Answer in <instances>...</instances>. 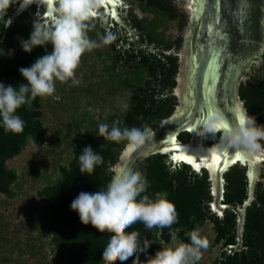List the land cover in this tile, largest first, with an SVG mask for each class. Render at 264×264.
I'll return each mask as SVG.
<instances>
[{"label": "trees", "instance_id": "obj_1", "mask_svg": "<svg viewBox=\"0 0 264 264\" xmlns=\"http://www.w3.org/2000/svg\"><path fill=\"white\" fill-rule=\"evenodd\" d=\"M18 3L8 8L4 20L0 18V83L17 88L27 84L19 69L30 67L53 50L51 43L34 47L30 53L21 46V40L30 38L37 14L44 19L43 8L36 4L5 27ZM182 3L121 0L118 14L123 24L100 8L99 15L88 22L89 37L99 41L110 32L116 39L82 55L76 70L81 83L74 86L71 81H56L52 95L36 97L31 107L21 106L16 114L25 121L23 131H6L0 126V264H105L102 253L112 234L81 223L71 203L80 192H96L107 185L128 143L97 136L99 124L118 122L121 128L150 132L177 106L174 89L181 40L178 35H169L166 25L168 21L176 22L178 29L185 25ZM239 95L248 112H261L255 120L264 125V71L241 83ZM217 137L218 133L215 138L209 134L204 143L212 146ZM179 138L186 141L188 132L182 131ZM31 146L37 151L29 155ZM88 146L103 157L93 175L79 171V156ZM27 155L28 164L12 163ZM133 171L148 181L141 196L154 199L157 192H167L178 213V222L171 227L149 230L137 222L126 229L140 233L142 246L149 244L146 251H139V264L170 244L173 233L177 242L190 243L186 234L193 229H199L208 240L207 253L217 247L209 264H264L262 182L255 183V200L245 210L241 249H223L218 261L220 248L236 244L237 215L225 210L220 216L211 210L214 196L207 169L195 171L189 164H174L168 155L155 152L137 163ZM261 175L264 177V161ZM223 176V202L242 204L247 197L246 166L236 163ZM135 254L115 264H133ZM203 257L196 264H203Z\"/></svg>", "mask_w": 264, "mask_h": 264}, {"label": "clouds", "instance_id": "obj_2", "mask_svg": "<svg viewBox=\"0 0 264 264\" xmlns=\"http://www.w3.org/2000/svg\"><path fill=\"white\" fill-rule=\"evenodd\" d=\"M112 1L115 9L110 5L105 6L104 0H23L21 7L34 2L45 6L51 4L46 7L49 19L45 21L37 14L30 38L21 40L23 50L30 53L34 47L48 43L52 44L53 50L37 58L30 67L19 69L27 84H20L17 88L0 83V126L6 131H23L25 121L16 114L21 106L31 107L36 97L52 95L56 81H71L74 86L81 83L76 78V70L82 55L116 39L110 32L99 41L88 35V22L99 15L100 8L109 13L114 10L119 17L118 6L121 0ZM18 2L0 0V18L3 19L8 8ZM43 5L39 9L43 8L44 13ZM10 23V20L5 21L4 25L8 27ZM193 131L202 137L210 134L215 138L217 133L221 134L219 142L208 149L212 152L235 149L252 155L264 151V145L261 144L264 141V125H258L247 112L242 119L238 116L236 123L229 125L222 112L209 109L206 118ZM149 135L147 129L121 128L118 122H113L111 126L99 124L97 136L103 137L105 141H127L135 147L142 145ZM101 164L103 157L94 152L91 146L82 150L79 156L81 174L93 175L96 167ZM147 187L148 181L140 172L118 169L112 173L105 187L96 192H80L72 201L71 209L78 213L81 223L91 224L101 233L112 234L102 253L105 264L127 261L137 251L144 252L149 247L148 243L141 245L138 231H126L135 223L141 222L146 229L151 230L153 227H171L178 222L177 209L167 199L168 193L157 192L154 199L147 195L141 196ZM186 235L190 243L177 242L173 233L172 242L150 256L144 264H196L202 258L201 250L207 249L208 240L201 236L199 229H193ZM133 264H139L138 257L133 260Z\"/></svg>", "mask_w": 264, "mask_h": 264}, {"label": "water", "instance_id": "obj_3", "mask_svg": "<svg viewBox=\"0 0 264 264\" xmlns=\"http://www.w3.org/2000/svg\"><path fill=\"white\" fill-rule=\"evenodd\" d=\"M107 1L111 5V0ZM22 3L23 0H20L6 21H12L32 4H36L38 8L43 5L34 2L21 7ZM43 7V17L47 21V6ZM181 11L186 13V23L178 34L181 40L178 51L180 65L174 89L178 104L155 130L150 131L142 145H125L113 170H133L137 163L155 152L168 155L174 164L186 162L195 171L207 169L214 196L210 203L211 210L220 216L225 210H232L237 215L236 244L220 248L217 256L219 261L223 249L230 252L242 247L246 207L255 200V183L260 181L264 184V177L261 175L264 151L252 155L239 151L242 158L236 160L235 149H229L227 166L224 164L225 151H215L220 162L214 170L211 159L213 152L208 150L211 146L204 143V137L197 131L190 132L188 129L206 118L209 109L222 112L229 125L236 123L237 109L247 112V115L255 119L261 114L248 112L239 95V86L247 80L249 73L264 62V0H183ZM110 14L123 24L114 10ZM182 131L189 134L186 141L179 138ZM220 135L218 133L214 144L219 142ZM173 138L175 143H171ZM173 156H191L193 163L183 159L174 160ZM236 163L246 166L247 197L242 204L231 205L223 202V174ZM195 164H199V169ZM138 254L139 251L135 258Z\"/></svg>", "mask_w": 264, "mask_h": 264}, {"label": "rangeland", "instance_id": "obj_4", "mask_svg": "<svg viewBox=\"0 0 264 264\" xmlns=\"http://www.w3.org/2000/svg\"><path fill=\"white\" fill-rule=\"evenodd\" d=\"M135 11L139 14V15H141L142 13L140 12V10L137 8V7H135ZM166 29H167V33L169 34V35H171L172 37H174V36H176V35H178L179 34V29H178V27L176 26V22H174V21H168L167 22V25H166ZM120 102H121V104L123 105V106H125L126 105V103L124 102V100L122 99V100H120ZM29 149V155H30V153H32V151H37V149H36V147H33V146H31V147H29L28 148ZM27 153H28V151H27ZM28 157H30V156H26V157H24L23 158V156H22V158H18V159H16V160H12V163L15 165V166H19V165H21V164H28ZM26 158V159H25ZM23 159H25V161L23 160ZM205 229L207 230V231H209V225H207L206 227H205ZM210 233V232H209ZM216 246H213L212 248H211V251L210 252H208L207 253V249H202V257H203V259H202V261H203V264H209L210 263V261H211V258H212V256L214 255V251H216Z\"/></svg>", "mask_w": 264, "mask_h": 264}, {"label": "snow or ice", "instance_id": "obj_5", "mask_svg": "<svg viewBox=\"0 0 264 264\" xmlns=\"http://www.w3.org/2000/svg\"><path fill=\"white\" fill-rule=\"evenodd\" d=\"M237 113H238V116L242 119L243 118V111L241 109H237ZM202 120L198 121L197 123H194L192 125V127H190L188 130L191 132L193 131L194 129L197 128L198 124L201 122ZM225 127L227 126V124L224 125ZM175 138L172 139L171 143H175ZM235 159L236 160H240L242 157L239 153V150H235ZM229 158H230V153L228 151H225L224 153V164L225 166H227V164L229 163ZM173 159L174 160H178V159H183V160H186L187 162L189 163H193L192 159H191V156H180V157H177V156H173ZM211 159L213 160V164H212V167L213 169L215 170V167L216 165L220 162V157L215 153L213 152L211 154ZM205 161H201V163H204ZM234 162V161H233ZM197 169H199V164L196 165ZM222 170V169H221Z\"/></svg>", "mask_w": 264, "mask_h": 264}, {"label": "flooded vegetation", "instance_id": "obj_6", "mask_svg": "<svg viewBox=\"0 0 264 264\" xmlns=\"http://www.w3.org/2000/svg\"><path fill=\"white\" fill-rule=\"evenodd\" d=\"M263 57H264V54H263ZM263 71H264V62H263V64L260 67H258L257 69H254L251 73H249L248 76L250 77L251 75H255L256 73H261Z\"/></svg>", "mask_w": 264, "mask_h": 264}, {"label": "bare ground", "instance_id": "obj_7", "mask_svg": "<svg viewBox=\"0 0 264 264\" xmlns=\"http://www.w3.org/2000/svg\"><path fill=\"white\" fill-rule=\"evenodd\" d=\"M110 3H111V5L109 4V5H110V7H111V8H113V9H115V3H114L112 0H111V2H110ZM47 7H48V6H47ZM195 166H196V164H195Z\"/></svg>", "mask_w": 264, "mask_h": 264}]
</instances>
